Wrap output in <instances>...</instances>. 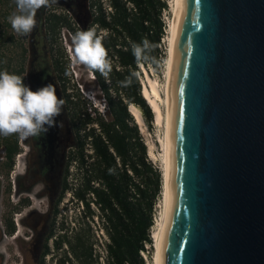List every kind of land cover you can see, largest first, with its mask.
<instances>
[{
    "label": "water",
    "instance_id": "obj_1",
    "mask_svg": "<svg viewBox=\"0 0 264 264\" xmlns=\"http://www.w3.org/2000/svg\"><path fill=\"white\" fill-rule=\"evenodd\" d=\"M160 264H264V0H179Z\"/></svg>",
    "mask_w": 264,
    "mask_h": 264
},
{
    "label": "trees",
    "instance_id": "obj_2",
    "mask_svg": "<svg viewBox=\"0 0 264 264\" xmlns=\"http://www.w3.org/2000/svg\"><path fill=\"white\" fill-rule=\"evenodd\" d=\"M0 5L3 7L2 13L7 15L16 8L14 0H0ZM167 8V0L87 1L89 23L80 30L94 28L112 62L110 84L105 82L99 72L91 71L102 93L107 116L97 113L94 119L84 109L82 96L77 94L74 103L79 116V129L84 131L87 124L94 121L97 126L80 134L78 149L73 154L79 182L72 187L64 180L56 200L51 226L43 242L40 264H44L45 256L50 252L48 240L53 236L56 238L54 224L59 211L58 204L68 189L76 204L82 206L83 214L80 221H77L78 228L70 236L60 235L54 241L56 249L63 243L68 247L69 256L64 254L58 264H97L98 253L93 249L91 240L95 218L107 238L102 243L103 264H145L140 251L145 250V244L152 246L150 227L153 225L154 208L162 191L163 178L162 171L148 159L147 146L129 112L131 106L138 108L148 128H151L154 114L141 94L142 84L137 75L132 77L130 86L123 87L119 82L124 81L132 72L139 71L141 74L132 55L131 45L140 43L143 38L155 45L151 53L155 62L143 65L146 67L149 64L155 71H159L165 55L161 38L167 27L162 20V13ZM62 25L71 28V36L78 28L60 16L48 19L47 27L58 30L57 34L47 35L48 42L51 47L55 43L59 44V53L64 55L59 33ZM26 51L22 46L19 62L13 65L9 59L6 64L0 63V71L23 76ZM54 66L59 74H66L64 62L55 60ZM82 113L86 114L85 117ZM0 146L5 147L6 165H9L17 150V135L7 138L0 136ZM109 169L114 172L110 173ZM60 227L64 228V223ZM13 231L12 224L8 227V233L12 234Z\"/></svg>",
    "mask_w": 264,
    "mask_h": 264
},
{
    "label": "flooded vegetation",
    "instance_id": "obj_3",
    "mask_svg": "<svg viewBox=\"0 0 264 264\" xmlns=\"http://www.w3.org/2000/svg\"><path fill=\"white\" fill-rule=\"evenodd\" d=\"M87 1L58 0V5L38 10L36 25L28 35L27 45L20 38L16 39L17 34L11 30L8 20L11 14L0 13V50L8 45L18 50L14 57L0 53V63L5 59L7 63L11 59L12 64L16 65L21 57V47H25V71L22 73L25 85L35 92L52 84L58 99L65 101L62 113L55 118L56 126L46 134L28 139L17 136V150L9 165H6V151L2 146L0 173L6 179V184L0 188V264H25L26 252L32 255L34 264H40V254L51 226L56 200L64 180L68 181L72 176L76 164L73 154L78 149L80 134L97 126L94 121L88 123L84 131L79 129L75 91L72 85L69 88L65 74H59L55 68V60H60L62 56L57 55L59 50L56 43L51 47L47 37L58 31L47 27L48 19L52 16L63 17L75 28H86L89 23ZM70 30L69 26L62 25L59 33ZM85 115L82 113V116ZM93 118L96 119V115ZM12 224L14 231L9 234L8 227ZM9 237L13 240V246L4 245Z\"/></svg>",
    "mask_w": 264,
    "mask_h": 264
},
{
    "label": "clouds",
    "instance_id": "obj_4",
    "mask_svg": "<svg viewBox=\"0 0 264 264\" xmlns=\"http://www.w3.org/2000/svg\"><path fill=\"white\" fill-rule=\"evenodd\" d=\"M16 11L8 17L15 34L25 37L31 34L36 25V14L41 8L58 5V0H14ZM75 60L93 73L99 72L105 82L111 83L112 62L106 48L94 28L81 30L72 36ZM153 45L147 38L131 45L132 55L137 64L155 62L151 53ZM69 53L71 50L68 51ZM69 73L66 72V75ZM132 72L124 81L123 87L130 86ZM24 76L0 71V136L10 137L16 134L21 139L39 137L56 126V117L62 111L65 101L58 99L52 84L37 89L35 92L24 84ZM89 98V97H88ZM90 102L93 104L91 98ZM62 127V124H61ZM109 172H114L109 169ZM97 220V218H96Z\"/></svg>",
    "mask_w": 264,
    "mask_h": 264
},
{
    "label": "rangeland",
    "instance_id": "obj_5",
    "mask_svg": "<svg viewBox=\"0 0 264 264\" xmlns=\"http://www.w3.org/2000/svg\"><path fill=\"white\" fill-rule=\"evenodd\" d=\"M169 1L170 0H167L168 8L165 10L166 11L165 13L168 16V19L170 21V19L173 16V14H172L173 10H172V7H170V5H169V3H170ZM2 9H3V7L0 5V13L3 12ZM15 11H16V8H13L10 11V14L12 15ZM167 24H168V20H167ZM11 30H12V28H11ZM64 34L66 35V40L64 39ZM15 36H16V39L20 38L21 41L25 42L26 45L28 44V36H25V37H18L17 35H15ZM72 36L68 35L66 31H61V33H60L61 44L60 45L64 48L63 49L64 55H62L60 53L57 54L58 56H62V57H60V61L64 62V64L66 65V69H67L66 72L69 73L68 75L65 74V77H66V79H68V82L70 84L69 88L71 87V85L73 86V89L75 91V99H77L78 93L82 96L81 99L84 102V109L86 110L87 113L90 114V116L93 117L94 115H97V113H100V115H102V116H107V114L105 112V110H106V107L104 105L105 102H104L102 93L100 91V88L96 82L94 75L85 66L76 63L75 54H74V47L72 44ZM56 46L59 48V44H56ZM162 48L164 49L165 55H164L162 63L160 64L159 71H155L152 67H151V69H146L145 67L144 68H145L147 74H149L152 79H156L159 82L160 93L163 96L162 85H163L164 80H165V75H164L165 67H166L165 58H166V55L168 52V50H167L168 49V41H165L162 44ZM69 50H71L70 53L68 52ZM0 53L1 54L4 53L5 56L7 55V56L14 57V55H17L18 50L15 49L14 47H11L8 45L3 50H0ZM3 61L4 62H2V64L6 63L7 60L5 59ZM12 63H13V61H12ZM142 77L145 79L146 74L144 73V75H142ZM83 92L88 93L87 94L88 96L87 95L85 96L83 94ZM88 97L93 99L92 100L93 104L90 102ZM129 106H131V105H129ZM161 108H163L162 102H161ZM128 111H129V107H128ZM144 124H145V122H144ZM138 128H139V126H138ZM139 131H140V129H139ZM163 133H164L163 126L156 124L154 122V120H152L151 128H148L147 126H145V130L140 131V134L144 140V143L147 146L148 159L156 167H158L159 170H161V165H162V159H161L162 143L160 141V137L163 136ZM150 143H152V146H153L151 148L149 145ZM87 149H88V151H90V148H87ZM2 150H3V147L0 146V155L2 154ZM150 151L153 153V155L150 154ZM1 176L2 175L0 173V188H1L2 184H4V185L6 184L5 183L6 179L5 178L3 179V176L2 177ZM68 182H69V185H71L72 187L77 186V184L79 182L78 170H77L76 164H74V166H73L72 176L69 177ZM161 197L162 196L160 194V196L158 198L159 203H160ZM158 199H157V202H158ZM92 207L95 208L96 206L93 204ZM159 207H160V204H159ZM58 208H59V211H58V214H57L56 219H55L56 222L54 224V228H55L54 235L56 236V238L53 236L52 239L48 240L50 252L45 256L44 264H58V260L60 258L64 257V254H67V256H69L67 244L63 243L58 249H56L54 246V241L60 235L67 234L70 236L72 231H74L78 228L77 221H80V217L83 214L82 213V207L80 205H77L76 201L72 198V192L70 189L66 190L65 194L63 195L62 199L60 200V202L58 204ZM157 210L160 211V208L157 207ZM97 222H98V219L96 220V218H95L94 224H92L91 240L93 242V249L96 251V253H98L97 264H103L104 258H103L102 243H104L107 238H106L105 231L101 228V226H99V224ZM61 223H64V228L60 227ZM66 227H67V229H66ZM4 245L13 246V240L11 239V237H9L7 240H5ZM149 251L151 253V256L153 257L154 248L152 246H151V249ZM151 262H152V258H151ZM25 264H34V260L32 258V255L29 252H26V254H25Z\"/></svg>",
    "mask_w": 264,
    "mask_h": 264
},
{
    "label": "bare ground",
    "instance_id": "obj_6",
    "mask_svg": "<svg viewBox=\"0 0 264 264\" xmlns=\"http://www.w3.org/2000/svg\"><path fill=\"white\" fill-rule=\"evenodd\" d=\"M170 7L173 10L172 18L168 19V26L166 28V35L164 41H168V52L165 58V80L162 85L163 96L160 93V85L156 79H152L149 74H147L145 68H143L146 74L145 79L143 78L142 85V96L150 106L154 116L153 120L156 124L163 126L164 133L160 137L162 143V165H161V175H162V191L160 200V211L156 215V225L152 230V247L154 248L152 262L149 264H160V250L162 245V240L164 236V229L167 217V211L169 206V196H170V185L172 178V158H171V115H172V92H171V82H172V63L174 55V43L176 34V22L178 16L179 0H170ZM161 102L163 103V108H161ZM130 114L133 116L135 122L139 126L140 131L145 130V124L142 118V114L138 108L135 106L130 107ZM150 148L153 147L152 143L149 144ZM150 154L153 153L150 151Z\"/></svg>",
    "mask_w": 264,
    "mask_h": 264
},
{
    "label": "built area",
    "instance_id": "obj_7",
    "mask_svg": "<svg viewBox=\"0 0 264 264\" xmlns=\"http://www.w3.org/2000/svg\"><path fill=\"white\" fill-rule=\"evenodd\" d=\"M108 9H109V7H108ZM166 11L165 10H163V13H162V20L165 22V24H166V26H167V20H168V16L166 15V13H165ZM78 31H81L79 28L77 29V32ZM67 32V34L68 35H70L71 36V34H70V32L69 31H66ZM66 34V33H65ZM64 34V39L66 40V35ZM167 33H166V29H165V34H164V36L161 38V42H162V44L165 42L164 41V37H165V35H166ZM138 66H139V69H140V71H141V74H140V72L139 71H136V75H137V77L140 79V82H141V84L143 83V77H142V75H144V71H143V68L145 67L144 65H143V63L142 64H138ZM146 69H151V66L149 65V64H147V66L145 67ZM91 72V71H90ZM92 73V72H91ZM143 85V84H142ZM83 94L86 96L88 93H85V92H83ZM88 96V95H87ZM129 107V106H128ZM81 206V205H80ZM82 207V206H81ZM157 207L158 208H160L159 207V199H158V202L155 204V208H154V210H155V212L153 213V225L150 227V236H151V232H152V230H153V228L155 227V225H156V215H158V213H159V210H157ZM151 249V245L150 244H145V250L144 251H140V254H141V256H142V258H143V260H144V262H145V264H149V262H151V258H152V256H151V253H150V250ZM149 253H150V255H149Z\"/></svg>",
    "mask_w": 264,
    "mask_h": 264
}]
</instances>
